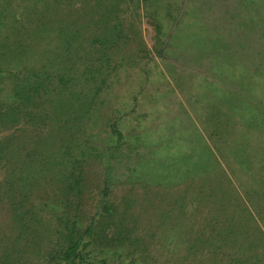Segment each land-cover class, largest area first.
<instances>
[{
  "label": "trees",
  "instance_id": "obj_1",
  "mask_svg": "<svg viewBox=\"0 0 264 264\" xmlns=\"http://www.w3.org/2000/svg\"><path fill=\"white\" fill-rule=\"evenodd\" d=\"M160 2L0 0V264L157 262L152 220L128 213L133 200L120 210L111 195L108 175L125 144L116 120L109 147L94 131L118 75L141 64L147 78L151 52L141 29L144 20L154 27L158 45L160 11L151 6ZM164 44L156 47L159 58ZM185 184L189 231L172 225L163 244L167 253L179 246L184 252L162 264H264V225L257 224L264 204L255 206L264 187L250 206L235 195L231 210L219 198L233 194L220 192V184ZM142 185L146 193L150 186ZM162 209L174 208L168 202ZM196 213L203 216L198 227Z\"/></svg>",
  "mask_w": 264,
  "mask_h": 264
},
{
  "label": "rangeland",
  "instance_id": "obj_2",
  "mask_svg": "<svg viewBox=\"0 0 264 264\" xmlns=\"http://www.w3.org/2000/svg\"><path fill=\"white\" fill-rule=\"evenodd\" d=\"M160 3L151 6L160 11L158 45L154 27L144 20L141 29L151 52L147 78L143 79L141 64L119 74L115 92L103 98V119H97L100 131H94L109 147L116 140L109 126L112 118L116 120L125 144L108 175L111 195L120 210L133 200L128 213L152 220L157 231L150 246L156 249L154 264L183 255L182 246L167 253L163 244L172 225L189 231L191 210H185L183 201L186 181L204 190L211 185L219 190V184L220 192L230 190L232 196L219 199L230 203L231 210L236 196L246 206L255 204L256 193L264 187V0ZM163 41L159 58L156 47ZM149 168L155 179L151 182ZM142 184L150 186L146 193ZM97 199L95 194L89 200L90 210ZM142 201L144 211L139 210ZM168 202L172 214L162 209ZM262 204L264 200L255 206ZM194 218L198 227L203 216L196 213ZM261 218L257 224L262 227L264 212ZM246 225L255 227L250 220Z\"/></svg>",
  "mask_w": 264,
  "mask_h": 264
}]
</instances>
